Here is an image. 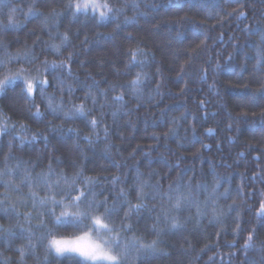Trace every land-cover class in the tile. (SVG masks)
<instances>
[{
	"label": "trees",
	"instance_id": "trees-1",
	"mask_svg": "<svg viewBox=\"0 0 264 264\" xmlns=\"http://www.w3.org/2000/svg\"><path fill=\"white\" fill-rule=\"evenodd\" d=\"M29 2L10 0L0 10V15L6 14L10 6H26ZM62 3L63 0H38L37 9L44 15H48L50 7L64 12ZM136 3L141 13L136 22L120 24L118 28L115 21L97 26L83 17L69 24L71 16L65 13L59 31H70L71 41L64 55L74 53L73 77L61 72L58 75L75 86V78L91 83L90 74L92 79L100 81L101 88H106L107 82L121 79L118 71L131 60L130 50L139 46L146 51V66L152 74L142 89L143 106L135 111L137 100L126 95L127 109L133 111L130 115L122 111L115 123L111 115L115 105L104 108L99 142L85 145L81 141L79 148H75L76 137L67 130L69 127L83 129V136L89 130L84 121L69 124L57 121L63 127L49 131L47 120H51V116L38 120L30 115L18 82L15 90L8 93L11 100L0 97V104L9 108L15 116L8 113L13 120H27V135L42 129L40 132L48 137V141L45 144L43 139L38 140L26 146L23 152L14 154L28 159L29 156L34 158L39 151L46 164L51 153L53 157H61V168L75 160L85 165L89 175L115 173L128 183L134 179L135 166L139 165L145 174L157 170L159 175L153 177V183L159 187L167 186L169 180L178 175L182 181L191 179L194 187L201 185L195 194V202L186 204L178 213L180 228L171 230L163 218L160 219L162 231L158 237V249L161 251L142 253L135 264H264V215L257 212L261 200H264V119L253 115L264 110V91L259 90L260 82L264 81V65L256 67V49L264 44L260 41L264 34V0H136ZM240 10L246 17L238 18ZM19 19L23 21L19 28L0 25V37L9 47L23 48L32 46V41L40 36L36 45L39 53L43 42L49 39V32H56L53 22L50 20L49 26L42 29V17L29 16L25 20L21 14ZM85 36L87 41L81 44ZM229 53L233 58L225 62ZM217 60L221 62L218 73L212 71ZM182 66L184 71L181 74ZM204 69H208L207 79L201 80ZM214 80L215 88L209 89ZM158 83L161 85L160 95L150 100L149 94ZM182 89H185L183 93ZM81 94L76 92L77 96ZM201 101L205 104L201 105ZM161 109H165L162 114ZM242 109L247 115L241 114ZM182 114L186 115L180 121L178 135L165 139L163 133L169 119ZM105 125L110 132L107 139L102 132ZM154 133L160 134L158 142ZM11 135L3 137L5 143ZM229 137L234 139L230 141ZM177 140L183 143V148L177 146ZM106 144L112 145L108 153L104 152ZM202 144L209 147L201 149ZM149 146L153 147L150 153ZM80 149L84 150L86 159L81 157ZM133 149L136 152L130 156ZM112 161L120 163L119 171ZM214 181L218 188L212 194ZM105 194L111 199L110 193ZM213 200L224 208L223 214L217 218H213L210 212L214 207ZM197 205L203 210L199 215ZM131 219L138 233L149 241L157 239L153 228L157 224L155 210H143L133 214ZM20 222L25 223L23 216ZM238 225L240 231H235ZM31 226L38 228L35 218ZM252 229L255 238L252 247L245 250V237ZM55 231L58 237L67 235L62 229ZM22 243L24 240L18 233L10 246L0 243V253L15 261L18 255L15 248ZM44 255L40 244L36 255L30 252L25 264H43ZM69 256L49 257V261L50 264H81L79 257Z\"/></svg>",
	"mask_w": 264,
	"mask_h": 264
},
{
	"label": "snow or ice",
	"instance_id": "snow-or-ice-1",
	"mask_svg": "<svg viewBox=\"0 0 264 264\" xmlns=\"http://www.w3.org/2000/svg\"><path fill=\"white\" fill-rule=\"evenodd\" d=\"M134 2V0H133ZM10 0H0V10H3L5 4H9ZM38 0H30L29 3L24 5L10 6L7 8L6 14L10 25L19 28L20 24L23 23L19 19V16L23 14L24 19L27 20L29 16H39L41 19V26L47 28L49 26V21L51 20L52 26L56 28V32H60V20L65 15V12L58 11L56 7H50L48 15L37 9ZM72 7V5H68ZM76 7H79L77 4ZM19 9V10H18ZM235 11V10H234ZM119 10H117L114 15H118ZM101 17L106 14L101 13ZM246 17L244 11H239L238 18ZM130 23L135 21V16L125 17ZM72 20H76V12L73 11L71 18L69 19V24ZM130 35V34H129ZM53 37V33L49 32V39L43 42V48L38 53L36 50V45L40 42L41 37L37 36L36 39L32 41V46H25L13 53H0V66L4 64L19 63L21 66L15 72H9L7 76L0 77V96L4 95L10 86H15L16 81H21V91L25 97V107L30 112V115L35 119H43L46 113L58 114L63 113L61 117L62 120H75L78 116H87L84 102H79L72 104L70 108L65 109V97L71 102L72 97L76 94L77 89L67 84V80L61 78L58 72L66 73L67 77H73L72 72V62H73V52H69L67 56L64 55V51L59 44H50L49 40ZM61 40L63 44H68L70 40V31L66 29L61 33ZM87 36L81 41V44L86 43ZM260 41L264 42V34L260 36ZM204 41H201L203 44ZM5 48V41L3 37H0V49ZM132 52V57L130 62H139L142 66L146 62V51L137 46L130 50ZM43 55L44 59H41ZM48 55L56 57L51 62L47 59ZM60 57H63L60 59ZM144 57V58H142ZM233 58L232 53H229V57L225 59V62ZM36 61H40L43 65V79L40 78L38 73H33L25 65H32ZM59 61V62H57ZM83 66V61L80 62ZM264 65V44L256 49V67ZM221 68V62L216 61L215 65L212 67L213 72H219ZM159 72V68L157 69ZM183 66L181 67V74L183 73ZM208 69H204L201 73L200 79H207ZM144 73L139 71L136 76L130 81L131 87L127 89V92L131 94L137 100V108L135 111L139 110V107L143 106L142 101L144 100V93L140 87V83L143 79ZM51 77V78H49ZM91 79L92 82L86 85L87 91L85 99H91V103L96 105L99 103L100 95L107 96V89H102L100 81ZM79 79L75 78V82ZM247 86V85H242ZM113 90L116 88L115 84L109 85ZM161 85L158 83L156 88L153 89L152 93L149 94V99L154 100L156 96L160 95ZM48 88H53L54 92H59L60 100L56 101L53 99L52 95H48ZM215 88V80L213 84L209 85V89ZM259 90L264 91V81L260 82ZM185 89H182L183 93ZM125 89L121 87L119 94H114L111 100L115 104V108L111 115L113 122L115 123L118 114L122 111L126 115H130V109H127V101L125 100ZM254 98V97H253ZM39 100V102H37ZM205 104V101H201V105ZM104 105L99 104L100 115H91L90 120H88V132L81 136L80 128H69L67 131L71 132L75 137L73 142V147L79 148L81 141L85 145H93L99 142L100 137V127L102 119L104 117L103 112ZM93 111L97 112V108ZM161 114L165 109H161ZM242 115H247V112L242 109ZM186 114H182L180 117H171L168 121V127L163 133L165 139L173 138L178 135V127L180 121L184 119ZM256 116V113H253ZM259 116L264 119V111H262ZM62 127V126H61ZM104 137L108 138L110 135L109 128L107 125L103 127ZM52 129L49 128V131ZM207 132H212V129H207ZM28 125L27 120L15 121L12 119L11 115L6 113L4 110L0 109V243H3L6 247L11 245V242L17 237V234H21L24 243L17 245L15 248L17 259L12 260L11 257H3L0 253V264H25L26 258L31 252L36 255V250L40 244L43 245L44 258L43 264H50L49 257L55 259H60L64 257L65 254H75V256H69V258L79 257L81 264H86L89 260L104 259L109 262V264H115L118 257L107 251H101L99 246L96 245L88 233H80L78 235H56V225H62L69 223V218L71 217V223L76 221H82L84 216L91 211L98 209L103 203L105 206V212L111 214L118 210L119 202L114 201L111 206L108 205V197L106 196L104 200L98 201L96 199V193L89 191L84 187H78L79 184L94 185L97 182L110 181L112 185L121 183L120 176L117 174L110 173L108 176L101 175L97 173L95 178H84V171L86 169L83 163H76L75 160L71 162L67 168H61L60 164L62 159L60 156H55L50 153L47 157V163H44L43 153L37 152L35 157L29 156L25 159L23 156H17L14 153L16 151L23 152V150L28 145L35 144L38 140L43 139L45 144H47L48 137L42 135L39 130L31 136L27 135ZM12 133L11 137L4 142L3 137L8 136ZM95 134V139L92 135ZM157 142L160 139V134H153ZM233 137H229V140H233ZM159 144L157 143L156 147ZM177 146L183 148L184 145L179 140H177ZM111 144H106L104 152L108 153L111 149ZM208 145H201V149L208 148ZM139 148V145L137 146ZM6 149V151H5ZM153 150L152 146H149V153ZM200 150H197L199 152ZM136 152L133 149V153ZM149 153H144L148 156ZM80 155L82 158L86 159L84 156V150L80 149ZM115 165L117 171L121 167L120 163L117 161H112ZM157 170L152 169L147 174L143 173L139 169V165L135 166L134 182L135 186L140 194H143L146 189L152 188L154 191L157 188V184L153 183V177L158 176ZM212 187V194H215V185ZM121 195H124L123 188H121ZM60 196V199L57 197ZM155 198V197H154ZM65 200L72 204L75 211H72L64 207ZM138 202L136 204L130 205L127 210L126 218H131L133 214H139L144 208L141 196L137 197ZM185 203V196L183 193L177 192L174 197L173 207L176 209L181 208ZM60 204L62 211L56 214V205ZM21 209H24L22 212ZM198 215L202 213V209L197 205ZM259 215H264V200H261L260 206L257 210ZM23 216L25 223L20 222V218ZM52 217L51 227H49L48 221L49 217ZM35 218L38 221V228L31 226L32 219ZM158 219V218H157ZM92 222L98 226H102L104 221L100 216H93ZM168 227L171 230H175L181 227V221L178 217H172L168 221ZM156 231L157 239L153 240L148 244H141L136 242H130L123 246V251L126 256H130L134 260H138L142 253L145 252H157L159 239L162 229L159 227V223L153 225ZM235 231H240V226L238 225ZM255 238V230L252 229L248 232L245 237V243L243 248L245 250L252 247V241ZM47 240V244L44 241Z\"/></svg>",
	"mask_w": 264,
	"mask_h": 264
},
{
	"label": "clouds",
	"instance_id": "clouds-1",
	"mask_svg": "<svg viewBox=\"0 0 264 264\" xmlns=\"http://www.w3.org/2000/svg\"><path fill=\"white\" fill-rule=\"evenodd\" d=\"M72 5V7H68V5ZM79 5V7H76V5ZM16 7H19V5H14ZM61 7L63 8L64 12L71 16L72 12H76V20L83 17L85 21H91L95 25L100 26L107 24L109 22L115 21L117 22L115 24V27L118 28L120 24L123 25H131L136 22V19L138 15H140V9L139 5L136 3V0H63V3L61 4ZM119 10L118 15H114V13ZM101 13H105L106 15L104 17H101ZM135 16L134 22H129L125 19V17H133ZM0 25H10V22L8 21L7 14L0 15ZM61 33L63 32H54L53 37L51 40H49L50 44H59L61 45V48L65 52V49H67L68 45L71 41V36L68 44H63L61 40ZM9 48H14V51H8ZM21 48H15L9 47L8 43L5 41V48L0 49V53H15L17 50ZM43 56V55H41ZM52 55H48L47 59L49 62H51L53 59ZM62 59V58H60ZM59 62V61H57ZM147 59L146 62L141 66L139 62H130V60L124 65L122 69L118 71V76L121 77V79L117 81L107 82V87L102 89H107V96L105 97L103 93L100 95L99 103L94 105L91 103V99H85L86 95V85L88 83H84L83 81L75 82V86L69 81L67 82L68 85L72 86L74 89H77L76 92H81L82 94L77 96L76 94L72 97L71 102L68 101V98L65 97V103L64 108L68 109L71 107L72 104L84 102L86 113H89L87 118L85 116H78L75 120H62L61 117L63 116V113L58 114H50L46 113L45 116H51V120H47L48 129L51 128L56 129L57 127H63V124H69V122H76L77 120H82L84 123L88 126V120H90L91 115H100L99 112L93 111L94 108H97V105L102 103L104 105V108H109L114 106L115 104L111 100V97L109 96L110 93L119 94L121 91V87L125 89V95L129 97H133L131 94L127 92V89L131 87L130 81L136 76V73L139 71H142L144 73L143 79L140 83V87L144 89L145 85L151 80L152 74L147 69ZM19 63H12V64H4L3 66H0V77H5L8 75L9 72H15L17 69L20 68ZM25 67H28L33 73H38L41 79H43L44 71H43V65L40 63V61H36L32 65H25ZM122 73V76L119 75ZM19 82L20 88L19 92L23 94L21 91V81L17 80L15 86ZM115 84L116 88L113 90L109 85ZM15 86L8 87L6 93L0 97H8V93L10 91L15 90ZM48 95H52L53 99L56 101L60 100V94L59 92L54 91H48ZM24 95V94H23ZM9 100H11V97H8ZM39 102V100L37 101ZM103 108V109H104ZM0 109L4 110L6 113L12 112L9 110L7 106L4 104H0ZM264 110H261V112ZM104 112V111H103ZM260 112V113H261ZM260 113H256L259 115ZM13 117H15L12 114ZM44 116V118H45ZM43 118V119H44ZM57 121H63V124H58ZM72 128V127H69ZM39 131H42V129H38ZM83 131V129H81ZM101 131V129H100ZM102 132L104 134V129H102ZM94 139L95 134L92 133ZM100 139V137H99ZM67 165L64 168H67V170H71L70 167ZM115 175V173H112ZM120 176L121 183H118L116 185H112L110 181L104 182L100 181L97 182L94 185H87V184H79L78 187H84L86 188L89 193L95 192L96 193V199L98 201H103L104 198L108 197V205L111 206L114 201L119 202L118 210L111 214H107L105 212V206L103 203H101L100 207L98 209H95L91 211L90 213L86 214L84 216V219L82 221H76L74 224L71 223V217L69 218V223L62 224V225H56L57 229H62L66 234H72V235H78L80 233H88L91 240L99 246V249L101 251H107L114 255H117L118 259L115 262V264H135V260L132 259L130 256H126L123 251V246L125 244H128L130 242H136L141 244H148L151 243L154 239H151L150 241L145 238V236L142 233H138L135 228L134 224L131 218H126L127 216V210L130 205L136 204L138 202L137 197L138 195L141 196V199L144 204V208L141 210H148L149 212L155 210L156 220L159 223L160 219L163 218L166 226L168 227V221L172 217H178L180 220V217L178 215L179 211L186 205L190 203L195 202V194L198 192L201 185L197 184L195 187L192 184L191 179L183 180L181 179V176H175L171 180H169L167 186L165 187H159L157 185L156 190L154 191L152 188L146 189L143 194H140L135 186L134 179L131 183L126 182V179ZM95 178V175H89L88 169H85L82 180L84 178ZM107 184L110 187L105 188L103 185ZM214 186V183H213ZM212 186V187H213ZM121 188H123L124 195H121ZM218 185H215V192L217 191ZM111 194V199H109V196L105 193ZM177 192L183 193L185 196V203L184 205L176 209L173 207L174 204V197L177 194ZM226 193V190H225ZM225 193H220V195H224ZM211 195V193H210ZM159 196L160 199H156V197ZM155 197V198H154ZM61 197L58 196L57 199H60ZM155 202H152V201ZM212 204L214 207L210 208V212L213 218H217L223 214L224 208H222L219 204L216 203L215 200L212 201ZM64 207L75 211V208L72 204L68 203L67 200H65ZM226 207V206H225ZM197 214H198V209ZM62 211V207L60 204L56 205V214L58 215ZM93 216H100L101 219L104 221V224L102 226H98L95 223L92 222ZM158 218V219H157ZM181 221V220H180ZM48 223L51 225L52 223V217L50 216L48 219ZM86 264H109L108 261L104 259H98V260H89L86 261Z\"/></svg>",
	"mask_w": 264,
	"mask_h": 264
},
{
	"label": "rangeland",
	"instance_id": "rangeland-1",
	"mask_svg": "<svg viewBox=\"0 0 264 264\" xmlns=\"http://www.w3.org/2000/svg\"><path fill=\"white\" fill-rule=\"evenodd\" d=\"M65 255H75V254H65Z\"/></svg>",
	"mask_w": 264,
	"mask_h": 264
}]
</instances>
